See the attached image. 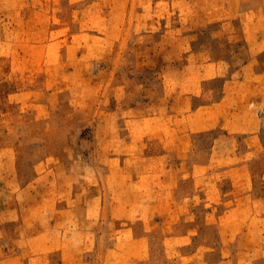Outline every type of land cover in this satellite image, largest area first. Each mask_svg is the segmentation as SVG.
<instances>
[{
	"label": "crops",
	"instance_id": "crops-1",
	"mask_svg": "<svg viewBox=\"0 0 264 264\" xmlns=\"http://www.w3.org/2000/svg\"><path fill=\"white\" fill-rule=\"evenodd\" d=\"M135 4L144 22L129 30L104 0H55L41 83L80 85L101 140L92 160L71 141L30 155L46 141L0 128V264H148L124 245L155 236L165 263L264 264V108L249 107L264 95L247 87L264 88V0ZM9 39L0 29V76L31 68ZM15 93L0 99L32 97ZM106 223L113 244L95 257Z\"/></svg>",
	"mask_w": 264,
	"mask_h": 264
},
{
	"label": "rangeland",
	"instance_id": "rangeland-1",
	"mask_svg": "<svg viewBox=\"0 0 264 264\" xmlns=\"http://www.w3.org/2000/svg\"><path fill=\"white\" fill-rule=\"evenodd\" d=\"M104 1L118 10L124 28L132 30L133 27H141L143 24L144 21L138 20L139 12H137L135 4L137 0ZM54 2L55 0H0V29H3V31L7 30L9 40L14 42L16 48L22 47L27 50V54L30 56L29 66L31 67L28 70L26 67L22 68L20 64H17L14 65L8 75H5V71H2L3 75L0 77L5 79V81L0 84V95L10 90L16 92L14 94L16 97H21L24 92L32 93V97L27 100L13 99L7 101L0 99V128L2 126H5V128L6 126L11 127L14 130L11 135L16 139L23 134L18 129H22V126L25 127L26 132L24 134L26 139H29L30 146L37 142L38 137L40 142L46 141L45 148L40 151H31L30 155L33 153L37 155V153L41 154L42 152L48 154L55 151L58 147L65 149L67 148L66 146H69L65 145V141H71L78 149V157L81 160H92L97 156L96 151L101 140L100 124L102 117L86 115L85 101L79 98L81 95L83 96V91L78 89L80 85L75 84L74 80H72V83L71 80H66V83L56 84V79L51 77L48 83H41L43 81L41 47L47 38V30L51 24L49 17L53 10ZM130 38V36L126 38V44L131 42L132 39ZM37 44H40V48H38ZM61 53V58L67 55L65 51ZM127 56L131 58L129 53H127ZM61 70L64 71L65 68L62 67ZM140 72L144 74L147 69H143ZM238 75L242 76L245 74L241 71ZM213 85L217 88L216 92L218 95L222 83L217 80ZM250 86V84L247 85L248 90L252 91L256 98H261L264 95L263 85H256L253 89ZM45 91H57L62 98L49 99V106L48 98L45 99L43 96L40 101L37 99V96L44 95L43 92ZM259 101L260 99L257 100L258 103ZM38 102H46L48 104L47 107H43L46 111L42 112L41 115H39L41 108L38 109ZM249 107L254 110L257 108L261 112L260 110L264 108V105L263 107H257L256 105L254 106L253 101H249ZM4 109H8V112L3 113ZM43 128L46 131L42 134L41 130ZM39 129L40 134L38 136L37 131ZM19 138H22V136H19ZM197 139L200 144L202 143L205 146L210 143L209 135H199ZM5 140V136L0 133V141L4 142ZM55 147L56 149H54ZM110 224H105L102 232L104 235L101 237L102 242L98 245L97 250L95 248L92 251L95 257L101 256L103 250L107 252V248L113 244V229ZM148 240L145 244L126 243L124 249L130 254H133L136 250L142 251V254L147 258L148 264H177L171 261L165 263L162 243L158 236ZM113 260L114 257H111L110 260L104 263L103 259H99L97 264H113Z\"/></svg>",
	"mask_w": 264,
	"mask_h": 264
}]
</instances>
